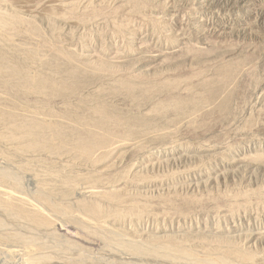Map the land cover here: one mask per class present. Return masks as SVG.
<instances>
[{
  "label": "rangeland",
  "instance_id": "rangeland-1",
  "mask_svg": "<svg viewBox=\"0 0 264 264\" xmlns=\"http://www.w3.org/2000/svg\"><path fill=\"white\" fill-rule=\"evenodd\" d=\"M51 1L0 0V17L22 19L17 33L0 31V51L30 71L33 67L32 73L72 85L75 92L33 94L18 80L0 76V94L16 103L23 120L26 115L29 120H53L63 124L66 133L70 129L99 134L118 130L131 135L115 137V144L89 160L79 156L70 141L57 147L51 132L38 137L52 138L56 144L48 153L28 150L24 140L0 138V173L10 171L21 180L18 186L0 184V189L31 200L30 205L52 224L33 229L27 221L0 209V264H195L188 259L135 253L126 244L148 247L160 241L184 245L196 255L219 254L213 247L232 245L252 255V264H264V0H60L64 3L60 9ZM31 6L38 10L30 11ZM32 23L43 40L24 32ZM37 45L40 51L35 61H28L23 49ZM50 49H60L67 60L56 59ZM226 65L233 66L234 76L223 91L212 95L203 83L216 81L220 67ZM74 67L84 73L78 77L72 72ZM120 77L135 85L157 81L166 85L138 95L121 88ZM174 80L177 85H169ZM170 98L184 100L186 108L154 110L157 103ZM95 105L104 108L120 127L103 126L99 115L92 112ZM88 116L97 118L98 123L92 117L90 122L98 127L76 124ZM128 118L138 125L127 130ZM2 124L0 134L7 130ZM70 176L77 179L72 186L61 182ZM41 187L50 191V206L39 199ZM63 191L66 197L61 196ZM86 201H97L106 214L88 215L82 205ZM59 203L68 209L52 208ZM119 203L124 211L114 214ZM130 204L140 211L127 212ZM111 233L122 240L127 236L125 244L107 243ZM16 235L27 239L35 235L44 242L35 255L41 257L40 263L30 260L29 247L14 240Z\"/></svg>",
  "mask_w": 264,
  "mask_h": 264
},
{
  "label": "bare ground",
  "instance_id": "bare-ground-1",
  "mask_svg": "<svg viewBox=\"0 0 264 264\" xmlns=\"http://www.w3.org/2000/svg\"><path fill=\"white\" fill-rule=\"evenodd\" d=\"M28 1V0H27ZM36 1V0H35ZM50 1V0H49ZM62 1H65V0H62ZM62 1L60 0H54L51 1L53 4H51L50 2V5L51 6H54V7H57L60 9V7H63L64 6V3L62 4ZM69 1V0H68ZM81 1V0H80ZM16 2V1H15ZM85 2V1H84ZM137 2V1H135ZM7 3V2H6ZM37 3V2H36ZM41 3V2H40ZM47 3H49L47 1ZM68 3V2H67ZM75 3V2H74ZM88 3V1H87ZM85 3V4H87ZM134 3V2H133ZM12 4V3H11ZM43 4V3H42ZM89 4V3H88ZM139 4V3H138ZM1 5V4H0ZM28 5V4H26ZM35 5V4H34ZM44 5V4H43ZM63 5V6H61ZM80 5V4H79ZM78 5V6H79ZM23 6V4H22ZM21 6V7H22ZM42 6V5H40ZM48 6V5H47ZM46 6V7H47ZM51 6L49 7V9H51ZM74 6H76L74 4ZM77 6V7H78ZM21 7H19L21 9ZM35 6H31L30 7V11H37L38 9L37 8H34ZM44 7V6H43ZM43 7H42V10H43ZM48 10V8H46ZM68 7V6H67ZM70 7V6H69ZM102 7V6H101ZM34 8V9H33ZM39 8V7H38ZM57 8V9H58ZM65 8V7H64ZM72 8V7H71ZM85 8V7H84ZM104 8V7H103ZM44 9V10H45ZM56 9V8H55ZM76 9V8H75ZM95 9V8H94ZM106 9V8H105ZM109 9V8H108ZM63 10V8H62ZM62 10H60L62 12ZM74 10V9H73ZM49 11V10H48ZM51 11V10H50ZM53 11V10H52ZM59 11V12H60ZM84 11V10H83ZM93 11V10H92ZM112 11V10H111ZM135 11V10H133ZM1 12V11H0ZM43 12V13H42ZM41 13L44 14L47 12L45 11H42ZM56 12V11H55ZM54 12V13H55ZM58 12V11H57ZM86 12V11H85ZM88 12V10H87ZM136 12V11H135ZM36 13V12H35ZM39 13V12H38ZM51 13L49 16L50 17H54L53 13L52 12H49ZM64 13V12H63ZM65 13H68L67 10ZM71 14V12H69ZM90 13V12H89ZM88 13V14H89ZM96 13V12H95ZM108 13V12H107ZM60 14V13H59ZM85 14V13H84ZM104 14V13H103ZM106 14V13H105ZM48 15V14H47ZM102 15V14H101ZM67 16V15H66ZM77 16V15H76ZM83 16V15H82ZM86 16V15H85ZM61 17V16H60ZM70 17V16H68ZM75 17V16H73ZM101 18V17H100ZM64 19V18H63ZM67 19V18H66ZM68 20V19H67ZM75 20V19H74ZM86 20V19H84ZM92 20V19H91ZM78 22V21H77ZM22 23V19L17 17V16H3V17H0V31H8V32H13V33H17V31L19 30V26L20 24ZM79 25V24H78ZM28 36L30 37H38V38H41L42 37V34L41 32L39 31L36 23H32L28 26V28L26 29V31H24ZM120 32V31H119ZM2 34V33H1ZM14 35V34H13ZM24 35V34H23ZM22 35V36H23ZM26 35V36H27ZM7 36V35H6ZM29 37V38H30ZM9 38V37H7ZM28 38V37H26ZM42 39V38H41ZM30 40V39H29ZM39 40V39H38ZM43 40V39H42ZM48 41V40H47ZM9 42V41H8ZM12 42V41H10ZM38 42V41H37ZM44 42V41H43ZM43 44V43H42ZM52 44V43H51ZM45 46V45H44ZM42 47V46H41ZM43 49V48H41ZM48 49V48H47ZM5 50V49H4ZM51 50V49H50ZM40 51V48L37 46H28L26 48L23 49V52L24 54L23 55H26V59L28 61H35V57L36 55L38 54V52ZM47 51V50H46ZM52 53H54V57L56 58H65L67 60V57L65 55V53H63L60 49H53L51 50ZM43 53V51H42ZM41 53V54H42ZM52 56V55H51ZM25 57V56H24ZM46 58V57H45ZM56 58V59H57ZM73 58V57H72ZM20 59V58H19ZM61 60V59H60ZM64 61V60H63ZM69 61V60H68ZM42 62V61H41ZM45 62V61H44ZM32 62H30L28 65H32L31 64ZM68 63V62H67ZM77 63V62H76ZM27 64V63H26ZM88 66V65H87ZM32 67V66H30ZM48 67V66H47ZM99 67V66H98ZM88 68V67H86ZM72 69V72L75 74V75H79L81 76L84 71L80 70L79 67H74V68H71ZM83 69V68H82ZM33 70V67L31 69V71ZM28 67L23 64L22 62L18 61L17 59H15L13 56L11 55H8L6 54L5 52L3 51H0V76L3 77L4 79L5 78H9L11 80H14V81H19L23 88L28 91V92H33L34 93H39L40 95L41 94H44L46 96H56V95H65L67 93H71V91H74V87H71L72 85H61V83H58L56 82L55 80H52L51 78L48 79L47 78H44L42 75H40L38 72H35V73H32ZM54 71V70H53ZM104 71V70H103ZM116 72V71H115ZM100 73V72H99ZM234 69H233V66L231 65H226V66H222L220 67L219 69V74H218V77L216 79V81H211V82H204L203 83V86L205 88H208L211 92H212V95H215L216 93H219L221 91H223L228 82L230 81V79L232 78V76H234ZM73 74V75H74ZM49 75V74H48ZM53 75V74H52ZM71 75V74H70ZM91 76V75H90ZM51 77V76H50ZM56 77V76H55ZM105 78V77H104ZM121 78V77H120ZM113 79V78H112ZM111 80V79H110ZM117 80V79H116ZM117 82L119 83V86H121V88H126L128 90H131V91H135L138 93V95H141V94H147V92L149 90H155L157 89L158 87H161V86H165L166 85V82L164 81H157V82H149V83H140L139 84H134L132 81V83L129 81V80H126L124 78H121V79H118ZM13 83V82H11ZM16 83V82H15ZM65 83V82H64ZM178 81L177 80H174L172 82H169V85L172 84V86L174 85H177ZM6 84V83H5ZM18 84V83H17ZM11 85V84H10ZM6 87V86H5ZM4 87V88H5ZM21 87V86H20ZM76 87V86H75ZM3 88V87H2ZM118 88V87H117ZM3 90V89H2ZM5 90V89H4ZM13 90V89H12ZM106 90V89H105ZM114 90V89H113ZM118 90V89H117ZM215 90L217 92H215ZM10 92V91H9ZM127 92V91H126ZM134 92V94H135ZM3 94V93H2ZM12 94V93H11ZM18 94V93H17ZM224 94V93H223ZM43 95V96H44ZM220 95V94H219ZM26 96V95H25ZM31 96V95H29ZM83 96V95H82ZM150 96V95H149ZM12 98V97H11ZM26 98V97H25ZM47 97H45L46 99ZM62 98V97H61ZM135 98V97H134ZM14 99V98H13ZM17 99V98H16ZM35 99V98H34ZM176 99V100H175ZM8 100V101H7ZM24 100V99H23ZM70 100V99H69ZM29 100H27V103H28ZM50 101V100H49ZM226 101V99H225ZM83 102V101H82ZM140 102V101H139ZM47 103V101H46ZM94 103V102H93ZM29 105V104H28ZM31 105H32V102H31ZM38 105V104H36ZM46 106V105H45ZM92 106V105H91ZM100 106V105H99ZM98 105L94 106L92 108V112L94 111L95 114L99 115V119L98 120H101V124H103V126L105 127H111L112 124H116L115 127H120L119 125V122L118 121H113L115 120L114 117H112L107 111H105L104 108L102 107H99ZM171 106L172 108H180L182 110H184L186 107V104H185V101L180 99V98H170L168 100V102H162L160 101L159 103H157V105L154 106V110H162L164 108H167ZM48 108V107H46ZM21 109V108H20ZM25 109V108H24ZM169 109V108H167ZM26 110V109H25ZM28 110V108H27ZM41 110V109H39ZM48 110V109H47ZM69 110V109H68ZM38 109H36V111L34 112H37ZM43 111V110H42ZM41 111V113H42ZM46 111V110H45ZM49 111V110H48ZM46 111V112H48ZM32 112V111H31ZM40 113V111H38ZM51 112V111H50ZM155 112V111H154ZM37 113V116L38 114ZM36 114V113H35ZM34 114V115H35ZM94 114V115H95ZM44 115V114H43ZM42 115V116H43ZM95 115V116H97ZM22 116V115H21ZM19 112H18V106L16 105L15 102L12 101V99H8L6 97H3L1 94H0V123H3L7 126V130L1 132L0 134V138L1 139H4V140H24L26 142V146L28 147V150H43V152L46 150L48 153L49 150H55L56 149V144L54 145V142H51L50 139H47L45 138V136L43 135L41 137L42 140H39L38 137L40 136V134H44L45 132H47L49 134V132H51L52 136L55 137V139H57V142H58V145L57 147H59V145L62 147V146H66V145H63L65 144L66 142H72L73 143V148L75 150V152L81 156V157H84L86 159H94V157H96V153L98 151L102 152L101 150L103 149H108V147L110 148V146H112V144H115L117 141H115V137L119 136V135H125L126 137H128L130 134L129 132H126V133H123L122 131H116V130H111V132H108L107 134H99V132H93V131H88L87 133H81V132H74V131H71L70 129V132L66 133L67 131L62 128L61 124L60 126L53 120H49V119H45V118H41L39 119H34V120H29L28 116L26 115L27 119L23 120L21 118ZM30 116V115H29ZM41 116V115H40ZM39 116V117H40ZM41 116V117H42ZM93 116V117H95ZM89 119L86 120L85 118H80L78 120L79 123H76V124H82L84 125L85 127L86 126H95V127H98V124L96 125V123L93 122V124H91L90 122V117L92 116H88ZM92 117V118H93ZM124 117V116H123ZM25 118V117H24ZM32 118V117H31ZM120 118V117H118ZM116 117V120L118 119ZM97 119V118H95ZM93 118V120H95ZM129 119V118H128ZM77 120V119H76ZM97 120V121H98ZM121 121V118L119 119ZM96 121V120H95ZM96 121V122H97ZM114 122V123H112ZM123 122H124V118H123ZM98 123V122H97ZM2 124V125H3ZM60 124V123H59ZM126 125V129H130L132 128V126H136L137 123H131V119H129V121L127 123H125ZM138 125V124H137ZM99 126H102L100 125L99 123ZM124 126V127H125ZM74 127V126H73ZM122 127V126H121ZM75 128V127H74ZM78 128V127H77ZM113 128V127H112ZM76 129V128H75ZM102 129V127H101ZM125 129V130H126ZM109 130V129H107ZM120 130V129H119ZM78 131V130H77ZM105 131V130H104ZM135 131V130H134ZM131 132V131H130ZM50 134V135H51ZM131 135V134H130ZM13 142V141H12ZM23 142V141H22ZM69 146V145H68ZM10 147V146H9ZM21 147V146H20ZM19 147V148H20ZM23 147V146H22ZM26 149V148H24ZM65 149V147H64ZM72 149V148H71ZM14 150V149H13ZM63 150V149H62ZM108 151V150H107ZM9 152V151H8ZM30 152V151H29ZM73 152V151H72ZM71 152V153H72ZM16 153V152H15ZM28 153V152H27ZM99 153V152H98ZM106 153V151H105ZM8 155V154H7ZM29 155V154H28ZM5 156V155H3ZM16 156V155H15ZM77 157V156H76ZM12 158H14L12 156ZM21 158V157H20ZM83 158V159H84ZM5 159V158H4ZM78 159V158H77ZM13 162L14 159H12ZM65 160V158H64ZM10 162V161H8ZM18 162V161H17ZM23 162V161H22ZM38 162V161H37ZM44 162V161H43ZM39 163V162H38ZM37 163V164H38ZM91 163V162H90ZM12 164V163H11ZM17 165V164H16ZM23 165V164H22ZM92 165V164H91ZM25 165H23L24 167ZM51 166V165H50ZM98 166V165H97ZM21 168V166H18ZM17 167V168H18ZM41 167V166H40ZM44 167V165H43ZM95 167V166H94ZM4 168V167H3ZM6 168V167H5ZM26 168V167H25ZM23 171V169H21ZM29 170V169H28ZM4 171V170H3ZM2 173H0V184H8V183H11L13 184V186H18L19 183H20V178L17 174H13L11 173L10 171H4ZM25 172V171H24ZM30 173V172H29ZM67 174V173H66ZM46 175V174H45ZM35 176V175H34ZM65 176V175H63ZM37 178V176L35 177ZM53 178V177H52ZM50 178V179H52ZM63 178V177H62ZM66 178V179H65ZM64 179H62V183L67 185V186H72V184L77 180L76 178H74V176H70V177H65ZM40 179V177H39ZM76 179V180H75ZM43 180V179H42ZM61 180V179H60ZM59 180V181H60ZM44 181H45V177H44ZM44 181H41L39 182V184H41L42 187L45 186V183ZM38 182V181H37ZM46 182V181H45ZM49 182V181H48ZM57 183V182H56ZM10 184V186H11ZM21 184V183H20ZM52 184V183H51ZM59 184V183H58ZM76 184V183H75ZM53 185V184H52ZM55 185V184H54ZM7 185H5L6 187ZM9 186V188H10ZM39 186V185H38ZM63 186V185H62ZM66 186V187H67ZM75 186V185H74ZM41 187V188H42ZM48 187V186H47ZM92 187V186H91ZM3 188H4V185H3ZM14 188V187H12ZM21 188V187H20ZM69 188V187H68ZM67 188V189H68ZM73 188V187H72ZM75 188V187H74ZM77 188V187H76ZM85 188V187H84ZM6 189V188H5ZM49 189V187H48ZM53 189V188H52ZM66 189V190H67ZM17 190V189H16ZM38 190V189H37ZM60 190V189H59ZM65 190V191H66ZM73 190V189H72ZM79 190V189H78ZM85 190V189H83ZM90 190V188L88 189ZM87 190V191H88ZM7 190V191H2L0 189V209L3 210L5 213L9 214L10 216H12L13 218L14 217H17V218H20V219H23L25 221H27L28 223H30L34 229L35 228H41V227H44L45 226H49L50 225V221L51 219L49 220L45 215H43L42 213H40L37 209H35V207L32 206V204L30 205V202H29V199L28 202L27 201H24V198H19V197H16L15 196V193L11 194V192ZM18 191V190H17ZM40 193L38 194L39 195V199L42 200L43 202H45L47 205H51L49 203V192H45V190L42 188L41 190H39ZM52 191V190H51ZM61 191V190H60ZM71 191V190H70ZM76 191V189H75ZM92 193H96V191L94 189H91L90 190ZM89 191V193H90ZM13 192H14V189H13ZM16 192V191H15ZM57 193V192H56ZM66 192H62L61 196H65ZM74 193V192H73ZM78 193V192H77ZM20 194V193H19ZM69 194V193H68ZM98 194V193H97ZM71 195V194H70ZM69 195V196H70ZM88 195V194H87ZM90 195V194H89ZM104 195V194H103ZM102 195V196H103ZM21 196V195H20ZM58 196V195H57ZM60 196V195H59ZM68 196V195H67ZM72 196V195H71ZM81 196V195H80ZM93 196V195H91ZM96 196V194H95ZM93 196V197H95ZM99 196V195H97ZM101 196V197H102ZM114 196V195H113ZM23 197V196H21ZM53 197V196H52ZM51 197V198H52ZM56 197V196H55ZM66 197V196H65ZM75 197V196H74ZM117 197V196H116ZM115 197V198H116ZM37 198V197H36ZM70 198V197H69ZM72 198V197H71ZM99 198V197H98ZM110 198V197H108ZM75 199V198H73ZM100 199V198H99ZM37 200V199H36ZM38 200V201H40ZM61 200H66V199H63V197L61 198ZM81 200V199H80ZM79 200V201H80ZM111 200V199H110ZM116 200V199H115ZM51 201V200H50ZM53 201V200H52ZM51 201V202H52ZM107 201V200H106ZM120 202L122 200H119ZM56 202V201H55ZM64 202V201H63ZM76 202V201H75ZM84 202V200H83ZM90 202V201H89ZM115 202V201H113ZM126 202V201H125ZM131 202V201H130ZM34 204V203H33ZM45 204V205H46ZM55 204V203H54ZM60 204V203H59ZM63 204L66 205V203L64 202ZM137 204V203H136ZM136 204H130V206L126 209L127 212H131V213H138V211H140V209L138 208L139 206H137ZM65 205H55V206H52V208L54 207V209L56 211H61L62 208L65 206ZM83 208L87 211L88 215H92V216H95V217H98V216H103L106 214V210L104 209V207H102L99 203H97V201L93 202V203H83ZM121 206L122 204H116L114 206V210H112V212L114 214H118V213H121V211L123 209H121ZM127 206V204H126ZM37 207V206H36ZM67 208V206H65ZM146 207V206H145ZM38 208V207H37ZM80 208V207H79ZM141 208V207H140ZM172 208V207H171ZM68 209V208H67ZM83 209V210H84ZM147 209V208H145ZM40 210V209H39ZM63 210H66L63 208ZM144 210V209H143ZM41 211V210H40ZM54 211V212H56ZM124 211V210H123ZM145 211V210H144ZM44 212V211H43ZM65 212V211H64ZM57 213V212H56ZM59 213V212H58ZM69 213V212H68ZM71 213V212H70ZM76 213V212H74ZM4 214V213H3ZM47 214V213H46ZM64 214V213H63ZM78 214V212L76 213ZM6 215V214H5ZM8 215V216H9ZM48 215V214H47ZM85 215V214H83ZM119 215V214H118ZM71 216V215H70ZM59 217V216H58ZM62 217V216H61ZM12 218V219H13ZM16 218V220H18ZM73 218V217H72ZM75 218V217H74ZM8 219V218H7ZM63 219V218H62ZM89 219V218H88ZM9 220V219H8ZM69 220V219H68ZM72 221V220H70ZM102 221V220H100ZM99 221V222H100ZM17 222V221H16ZM54 222V221H53ZM60 222V221H59ZM55 223V222H54ZM57 223V222H56ZM73 223V222H72ZM85 223V222H84ZM92 223H95V222H92ZM98 223V222H97ZM103 223V222H102ZM2 222L0 221V228L2 227ZM21 224V223H20ZM29 224V225H30ZM61 224V223H60ZM77 224V223H76ZM81 224V223H80ZM88 224V222L86 223ZM96 224V223H95ZM30 225V226H31ZM79 225V223L77 224ZM103 225V224H102ZM101 225V227H102ZM10 226V225H9ZM88 226V225H86ZM98 226V225H97ZM50 227H52V224L50 225ZM76 227V226H75ZM79 227V226H78ZM90 227V225H89ZM99 226V228H101ZM57 228V227H56ZM80 228V227H79ZM86 228V227H85ZM92 228V227H91ZM97 228V227H96ZM16 229V228H15ZM29 229V228H28ZM43 229V228H42ZM82 229V228H81ZM86 229H89V228H86ZM27 230V229H26ZM38 230V229H36ZM49 230V229H48ZM94 230V229H93ZM98 231L102 230V229H97ZM4 231V230H3ZM6 231V229H5ZM14 231V230H13ZM47 231V230H46ZM55 231V230H54ZM110 230H108L109 232ZM8 232V231H7ZM81 232V231H80ZM89 232V231H88ZM97 232V231H96ZM15 233V232H13ZM17 233V232H16ZM15 233V234H16ZM94 233V232H93ZM99 233V232H98ZM103 233V232H102ZM116 233V232H115ZM57 234V233H56ZM55 234V235H56ZM61 234V233H60ZM122 234V233H121ZM12 235V234H11ZM49 235V234H48ZM47 235V236H48ZM105 235V234H104ZM103 235V236H104ZM9 236V235H8ZM61 236V235H60ZM100 236V235H99ZM3 237V236H2ZM10 237V236H9ZM13 237V236H12ZM37 237V236H36ZM35 235L32 236V237H29L28 239L27 238H24V236H15L13 239L16 240V241H19V242H23V244L25 243L26 246H28L27 248L29 249V251L27 250V252L29 253H32V256L30 255V253L28 255H30V260L31 259H34V262H39L40 261V258L41 257H35V255L43 248V246H45L44 242L40 241L38 238H36ZM44 237V236H43ZM55 237V236H54ZM59 237V236H58ZM57 237V238H58ZM107 237V236H106ZM127 237V236H126ZM126 237L124 239H126ZM7 238V237H6ZM108 238V237H107ZM8 239V238H7ZM12 239V240H13ZM45 239V238H44ZM104 239V237H103ZM123 239V240H124ZM1 240V239H0ZM3 240V239H2ZM1 240V242H2ZM123 240L121 239V236L118 235V234H113L111 233V235H109V238H108V241L107 243H114V244H117V245H122L123 244ZM130 241V239H127ZM46 241V239H45ZM104 241V240H103ZM168 241V240H167ZM5 242H6V239H5ZM4 242V243H5ZM10 242V241H9ZM15 242V241H14ZM16 243V244H19ZM46 243V242H45ZM68 243V242H67ZM138 243V242H137ZM203 243V242H202ZM210 243V242H209ZM2 244V243H1ZM8 244V243H7ZM14 244V243H13ZM64 244V243H63ZM62 244V245H63ZM125 244V243H124ZM123 244V245H124ZM126 244H128L127 246L130 247V249H132L133 252L135 253H139V254H154V255H162L163 257H168V258H171L174 259V260H179V259H188V260H191L193 261L195 264H236L234 263L235 261H238V262H241L242 264H252L254 258L252 257V255L250 254H245L243 253L242 251H238V248H233L232 245L231 246H221L220 245H217L216 247H213V251H218L219 254H215L213 252H210L209 250L212 251V249H206L207 252L209 251V255L205 254V255H196V254H193L191 253V251L185 247L184 245H179V244H175V243H172V242H158V243H153L151 244L150 246L148 245V247H145L147 245H145L144 247H141L135 243H130V242H127ZM150 244V243H149ZM184 244V243H183ZM196 244V243H195ZM21 246V244H19ZM25 246V245H24ZM61 246V245H59ZM66 245H64L63 247H65ZM70 246V245H69ZM74 246V245H72ZM114 247V245H112ZM7 247V246H6ZM11 247V246H10ZM48 247V246H46ZM119 247V246H117ZM121 247V246H120ZM226 247V248H225ZM1 248V247H0ZM20 247H18L19 249ZM23 248V247H22ZM68 248V247H66ZM71 248V247H70ZM55 249V248H54ZM69 249V248H68ZM77 249V248H76ZM123 249V248H122ZM4 250V249H2ZM24 250V249H23ZM49 250V249H48ZM58 250V249H57ZM57 250L55 252H57ZM61 250H62V247H61ZM240 250V249H239ZM15 251V250H14ZM17 251V250H16ZM19 251V250H18ZM43 251V250H42ZM45 251V250H44ZM67 251V250H66ZM205 251V250H204ZM10 252H13V251H10ZM22 254L23 252L20 251ZM19 252V253H20ZM59 252V251H58ZM5 253H6V250H5ZM3 254V253H2ZM16 254V253H15ZM21 254V255H22ZM214 255V256H211V255ZM4 255V254H3ZM18 255V254H16ZM20 255V256H21ZM25 255V253H24ZM27 255V256H28ZM38 255V254H37ZM66 255V254H64ZM7 256V255H5ZM4 256V257H5ZM47 256V255H46ZM67 256V255H66ZM83 256V255H82ZM2 257V256H1ZM161 257V256H160ZM3 258V257H2ZM19 258V257H18ZM22 258V257H21ZM232 258H236L237 260H235L234 262L232 261ZM4 259V258H3ZM88 259V258H87ZM5 260V259H4ZM7 260V259H6ZM29 260V258H28ZM43 260V259H42ZM47 260V258H46ZM180 260V261H181ZM240 260V261H239ZM8 261V260H7ZM26 261V260H25ZM33 261V260H32ZM85 261V260H84ZM41 262V261H40ZM39 262V263H40ZM75 262V261H74ZM25 263H29L28 262H25ZM174 263V262H173ZM31 264V263H30ZM38 264V263H36ZM87 264V263H86ZM238 264V263H237Z\"/></svg>",
  "mask_w": 264,
  "mask_h": 264
}]
</instances>
